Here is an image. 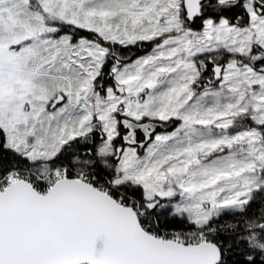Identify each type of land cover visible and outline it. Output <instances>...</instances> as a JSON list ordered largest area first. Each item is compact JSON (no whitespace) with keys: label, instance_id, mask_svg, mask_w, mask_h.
<instances>
[{"label":"snow or ice","instance_id":"snow-or-ice-1","mask_svg":"<svg viewBox=\"0 0 264 264\" xmlns=\"http://www.w3.org/2000/svg\"><path fill=\"white\" fill-rule=\"evenodd\" d=\"M0 264H264V0H0Z\"/></svg>","mask_w":264,"mask_h":264},{"label":"trees","instance_id":"trees-1","mask_svg":"<svg viewBox=\"0 0 264 264\" xmlns=\"http://www.w3.org/2000/svg\"><path fill=\"white\" fill-rule=\"evenodd\" d=\"M147 50H149L147 48V46L145 47V49H133L132 53H130V54L133 56V58H135L136 54L142 53V52L147 51Z\"/></svg>","mask_w":264,"mask_h":264}]
</instances>
